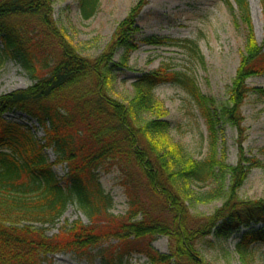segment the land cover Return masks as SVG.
Listing matches in <instances>:
<instances>
[{
  "label": "trees",
  "instance_id": "16d2710c",
  "mask_svg": "<svg viewBox=\"0 0 264 264\" xmlns=\"http://www.w3.org/2000/svg\"><path fill=\"white\" fill-rule=\"evenodd\" d=\"M234 1L248 24L247 0ZM260 3L264 14V0ZM145 4L139 0L106 48L86 58L57 33L50 0H0V66L11 59L35 82L0 96V264H38L55 253H70L89 264H130L134 254H143L149 264H204L198 248L213 246L208 236L222 240L250 227L236 253L250 258L252 247L264 243V200L238 196L249 171L262 163L241 156L236 167H228L215 154L219 124L240 126V108L249 92L245 80L264 73V51L250 34L224 107L216 108L202 95L187 72L163 69L138 76L132 83L135 96L122 104L110 96V88L137 50L135 24ZM77 6L87 21L100 3L77 0ZM173 44L202 61L194 42ZM119 51V61L112 63ZM164 85L181 90L203 121L209 149L205 159L193 160L171 142L170 123L154 95ZM258 95L264 101V91ZM11 113L25 115L37 128L6 119ZM38 129L41 139L33 132ZM48 150L54 153L53 163L46 158ZM55 166H65L64 177L55 175ZM113 169L127 199L124 216L112 214V199L99 181L101 173ZM208 185L213 187L199 195L191 191ZM215 200L223 203L212 216L200 218L190 211L195 201ZM69 206L90 225L77 221L48 237ZM160 236L168 239V255L151 248Z\"/></svg>",
  "mask_w": 264,
  "mask_h": 264
},
{
  "label": "rangeland",
  "instance_id": "374dc122",
  "mask_svg": "<svg viewBox=\"0 0 264 264\" xmlns=\"http://www.w3.org/2000/svg\"><path fill=\"white\" fill-rule=\"evenodd\" d=\"M139 0H99L97 14L90 20H82L77 0H50L51 20L59 35L72 45L77 53L86 58L98 56L111 42L118 25L127 17ZM261 0H247L249 23L241 18L234 0H146L135 26L137 50L134 51L126 69L117 72L110 88V96L127 104L134 96V80L143 73L157 70L185 71L196 80L202 95L212 99L216 108L228 105L230 90L239 71L243 57L246 55L248 37L252 34L254 42L264 51V14ZM147 39L172 41L167 46L149 45ZM185 42H194L199 51L197 57L187 55L181 48ZM121 52L114 54L112 63L119 61ZM35 82L11 59L0 66V96L15 91L25 90ZM249 92L244 98L240 113V126L220 123L216 139L215 154L218 159H225V165L236 167L241 156L254 157L262 163V168L249 171L245 181L238 190L241 200L257 202L264 200V101L258 94L264 91V73L250 75L245 80ZM157 103L166 113L165 119L170 123L169 138L173 144L180 146L193 160L205 159L208 155L207 131L196 110L188 105L186 95L176 87L164 85L154 91ZM6 119L28 125L31 122L21 113L6 115ZM144 119L153 120L144 116ZM38 139L44 134L41 129L33 130ZM49 163L55 161L51 150L45 152ZM53 172L58 178L66 174L65 166H56ZM119 172L115 169L100 174V184L113 202L112 214L124 216L127 211V199L123 188L118 184ZM213 186L191 187L196 195L210 190ZM223 200L209 204H189L193 216L205 218L222 206ZM80 221L90 225L87 218L74 206H69L59 223L49 228L47 236L57 234L58 229L68 228ZM254 228V227H253ZM241 229L222 240L208 236L213 243L200 245L198 250L204 264H264V243L252 247V256L242 258L236 253L235 246L244 231ZM113 242L112 244H115ZM151 248L159 254H169V242L164 236L155 239ZM130 264H149L143 254L131 256ZM38 264H89L70 253H55L41 259ZM97 264V263H95Z\"/></svg>",
  "mask_w": 264,
  "mask_h": 264
}]
</instances>
